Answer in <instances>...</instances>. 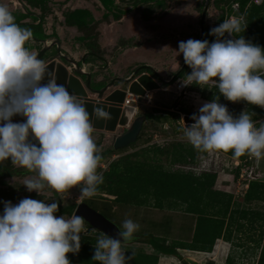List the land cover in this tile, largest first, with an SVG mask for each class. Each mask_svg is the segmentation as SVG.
I'll return each mask as SVG.
<instances>
[{
    "label": "rangeland",
    "instance_id": "obj_1",
    "mask_svg": "<svg viewBox=\"0 0 264 264\" xmlns=\"http://www.w3.org/2000/svg\"><path fill=\"white\" fill-rule=\"evenodd\" d=\"M230 1L232 0L208 1L203 14L204 34L223 20L234 17L233 14H229V7L232 11H237L238 7L232 8L234 3L229 6ZM250 2L254 3L252 0ZM0 4L9 7L18 25L31 29L33 35L26 44L29 51L36 54L41 48L47 47L42 58L45 63L58 51V55L64 56L65 59L55 57V60L82 84L88 80L90 85L100 88L111 83L112 85L103 92L104 97L112 89H127L129 86L127 81L132 79L136 68L142 65L150 67L161 79L170 80L184 61L182 54L178 53V42L190 38L199 40L200 17L205 0H0ZM56 40L57 51L50 47ZM74 64L79 67L81 73L74 72ZM190 71L188 67L182 78L163 86L155 79L156 77L147 73L157 82L158 87L136 98L132 104L136 108L135 114L128 126H117L113 131L93 129V139L102 155L98 171L106 172L109 164L119 159H127L129 162L142 161L158 166L163 171L188 174L195 178H199L203 173L214 174L212 189L233 197L231 209L264 213V203L258 201L246 203L243 200L245 189L241 180L238 181L243 172L247 182L250 180L264 182V157L255 159V168H252L251 163L250 166L244 162L239 163L223 152L198 151L184 138L183 129L185 125L190 124L184 123L181 116L198 115L200 106L209 102L204 97L210 95L211 87H214L203 85L200 86L202 89L191 85L178 88L181 80L186 78ZM124 79L127 81H123ZM86 95L91 98L97 96L89 91ZM211 95L213 97L214 94ZM224 105L234 117L239 116L242 111H248V106L239 102H226ZM260 109L264 112V108ZM178 110L184 112L180 113ZM248 113L251 117L255 116L250 111ZM148 114L157 117L158 120L145 118ZM136 117L140 122L133 140L124 146L114 147V140L128 129ZM12 119L13 122L23 121V118L19 117ZM255 119L257 120L253 121L257 126L264 117L256 116ZM156 147L160 148V154L153 150ZM236 168H239L238 178H234ZM32 175L33 173L24 168L12 165L10 161L0 162V213L3 212L5 201L16 204L25 197L43 199L46 202L56 200L60 208L84 202L100 213L102 210L99 204L90 201L111 202L115 199L114 195L100 191L92 197L80 200L77 199L79 192L75 188L65 193L44 190L39 196L34 191H27L23 186L24 180L31 178ZM105 183L104 181L103 186ZM191 202L203 206V201H200L199 197ZM154 206L152 197L148 198L143 209H150L151 215L145 211L138 213L139 220L136 221L139 225L138 230L147 226L150 218L160 219L162 222L166 218L164 215L168 214L172 217V228L171 237L165 242L166 245L176 246L178 256L156 252L146 243L137 241L143 239L137 235L133 236L130 242L122 244L124 251L155 255L158 258L157 264L257 263L259 254L257 243L261 244L264 238V227L260 238L262 220L254 219L251 223L242 220L239 231L236 224L231 225L230 240L217 239L212 251L207 253L184 249L179 245L185 242L183 232L188 230L186 227L191 223V219H195L191 214H186V203L168 199L162 204V210ZM205 210L213 212L209 208ZM124 215L120 209L116 216L108 218L118 229H122V222L126 219ZM82 234L95 235L87 229Z\"/></svg>",
    "mask_w": 264,
    "mask_h": 264
},
{
    "label": "clouds",
    "instance_id": "obj_2",
    "mask_svg": "<svg viewBox=\"0 0 264 264\" xmlns=\"http://www.w3.org/2000/svg\"><path fill=\"white\" fill-rule=\"evenodd\" d=\"M241 31L242 18L229 17L210 29L209 35L216 37L211 43L191 38L178 42V53L191 69L181 86L214 85L229 102L264 108V49L233 35ZM226 33L236 38H225ZM32 35L0 4V162L33 173L23 186L39 196L44 190L65 193L75 188L77 199L92 197L104 179L98 171L102 155L92 135L93 118L111 115L106 106L96 105L90 116L86 100L58 83L54 72L26 47ZM14 116L24 119L13 122ZM191 119L183 136L194 149L230 152L233 158L264 157V122L257 127L248 111L234 117L215 96ZM58 207L56 200L30 197L16 204L5 201L0 264H71L68 254L80 251L85 221L80 215H56ZM138 228L132 219H124L116 237L97 239L92 260L128 264L131 256L125 255L122 244L130 242Z\"/></svg>",
    "mask_w": 264,
    "mask_h": 264
},
{
    "label": "trees",
    "instance_id": "obj_3",
    "mask_svg": "<svg viewBox=\"0 0 264 264\" xmlns=\"http://www.w3.org/2000/svg\"><path fill=\"white\" fill-rule=\"evenodd\" d=\"M250 1L251 0L230 1L229 6L232 3H237L238 8L237 11H232L229 7V14H233L234 17L242 18V31L240 33H234L233 35H243L246 41H251L253 44L259 45L264 49V1L260 5H256ZM209 32L210 31H206V34L203 33L202 40L206 39L211 43L216 37L209 35ZM233 38L235 39L236 37ZM187 68L188 66L185 64L183 69L174 77L173 81L182 78ZM134 72H136L135 74L139 73L136 76L144 72L152 76L155 75L154 71L145 65L139 66ZM211 92V94H214L213 97H211V94L204 97L207 101H211L215 96H219L220 103L224 104L229 102L224 99L222 95H219L218 89L215 86L211 87ZM239 103L248 106V111L255 115L252 117L253 120H257L255 119L256 116L264 117V112L261 111L260 107L249 105L244 101H240ZM178 112L181 113L184 111L178 110ZM145 118L158 120L157 117H152L151 114H148ZM262 122H264V120ZM258 126H260V124L257 125V127ZM153 150L158 154L161 153L158 147ZM224 154L233 158L230 152ZM234 159L250 166L249 156L247 155ZM102 174L104 178L103 183L104 181L106 183L105 186H103V183L99 185L97 192L105 191L107 194L114 195L115 199L111 202L90 201V203L99 204L102 214L107 218L109 216H116L121 209L123 210V214H125V218H130L136 222L139 220V216L137 215L138 213L140 214V211H145L147 214H150V209H143L150 197H152L155 202L154 207L159 210H162V204L168 199L173 201L181 200L186 203V214H191L195 219H191V223L186 227L188 230L183 232L185 235L183 238L186 240L179 245L181 247L183 246L182 248L184 249L189 248L190 250L209 253L212 251L214 242L217 239L221 238L223 241H229V227L236 224V229L239 231L242 227V220H246V223H251L254 219L262 220V225H260V238H262L264 213H254L247 209H231L233 197L228 193L212 189V183L215 179L214 174L203 173L199 178H195L188 174L163 171L159 169L158 166L147 164L142 161L129 162L127 159H119L109 164L108 171ZM238 176L239 168H236L234 178H238ZM196 197H199L200 201H203L202 207H200L201 205L199 203L191 202L194 201ZM243 198L246 203L250 201L264 203V182L250 180L247 183ZM75 206V204H70L63 208L58 207L56 215L72 216ZM205 208L212 209L213 212H208ZM142 215L144 214L142 213ZM164 217L166 218L163 219L162 222L159 221L160 219L155 220L154 218H150L151 221L148 225L137 230L134 236L137 235L143 238L137 241L146 243L160 254L178 256L175 250L176 246L166 245L165 240L171 237L172 217L168 214H165ZM86 229L87 231L94 232L95 235L87 236L81 233L80 251L75 255L71 253L68 254V259L71 264H98V262L92 260V256L95 251L94 246L96 241L99 237L103 236V234L92 230L87 223H85V230ZM186 241L190 242L189 245H186ZM257 249H259V254L256 264H264V238L261 244L259 242L257 243ZM125 252L126 256H131L128 264L158 263V258L155 255L143 254L137 251ZM183 264L187 263L183 262Z\"/></svg>",
    "mask_w": 264,
    "mask_h": 264
},
{
    "label": "water",
    "instance_id": "obj_4",
    "mask_svg": "<svg viewBox=\"0 0 264 264\" xmlns=\"http://www.w3.org/2000/svg\"><path fill=\"white\" fill-rule=\"evenodd\" d=\"M208 1L209 0H205L204 9H203L202 15L200 17V36H199V40H202L203 33H204L203 32L204 31L203 30V14L205 12V9L207 8ZM225 38L234 39L232 36H229L227 33H226ZM55 42H56L57 47H58V41L56 40ZM46 50H47V47L41 48L36 53L37 57L40 58L45 53ZM59 56L62 57L63 59H65L64 56H61V55H59ZM54 60H55V57H51L48 60V62H46L45 64H51L52 62H54ZM74 65H75V68H74L75 72L76 73H81V70L79 69V67L76 64H74ZM184 65H185V63L183 61V63L181 65V67L179 68V70H177L176 73H174V75L168 81H165V80L161 79V77H159L156 74V77H157L158 81H160V84L163 86L166 83H169V82L173 81L174 77L178 74V72L180 70L183 69ZM134 73H136V72H134ZM134 73H133V75H135ZM70 79L74 80L75 81V85H76L75 91H73L72 93H76V94L82 96L86 100L87 105H89V104H91V105L92 104L93 105H108L109 108L112 107L113 109H117V108H119L121 106V104L108 103V102H106L103 99V92L107 89V87L112 85L111 83H109L108 85H105L101 89L95 91V90L90 88L89 81H87L85 83V86H84L81 83V81L76 76H74L71 73L67 74V70H64L63 76H61V78H60V82L63 81L62 84L65 85L68 88V83H69ZM85 87H88L89 91L94 92L97 96L95 98L88 97L86 95L87 91L85 90ZM157 87H158V84H157ZM69 92H71V91H69ZM121 97L122 98L125 97V93L122 94ZM123 108H124V116L121 119L118 118V120L116 122L118 124L123 125V126L126 127V126H128L129 122L132 120V118H133V116L135 114V109L136 108H135V106H132V105H128V106L126 105ZM118 117H119V115H118ZM181 119H182V121L184 123H188V124H192L194 122L191 119V116L186 115V114H183L181 116ZM98 121H99L100 124H102L101 127H104V128L109 127L110 131L115 129V124H116L115 122H114V125L112 124L113 127L108 126V124L110 123L109 119L102 118L101 120H98ZM95 122H97V120ZM135 131H132L131 125H130L128 127V129L123 134L119 135L114 140V145L115 146L116 145H124V144H127L128 142L132 141L134 136L136 135ZM249 160H250V163H251V167L255 168V158L249 157ZM74 214L82 216L84 218L85 223H87L91 227L92 230L100 232L103 235L107 234L109 236L116 237V235H117V233L119 231L118 227L113 222H111L102 213H100L97 210H95L92 207H90L87 203L81 202V203L76 204L72 215H74Z\"/></svg>",
    "mask_w": 264,
    "mask_h": 264
},
{
    "label": "bare ground",
    "instance_id": "obj_5",
    "mask_svg": "<svg viewBox=\"0 0 264 264\" xmlns=\"http://www.w3.org/2000/svg\"><path fill=\"white\" fill-rule=\"evenodd\" d=\"M49 67V70H52L55 74L56 80L58 83L62 84V82H60V78L61 76H63L65 67L58 61V60H54V62H52L51 64H46ZM68 74V71H67ZM135 77V76H134ZM132 77V79L128 82L129 86L127 88V90H121V89H112L111 91H109L104 97L103 99L108 102V103H115V104H121V106L117 109H113L112 107H108V105H102V106H106L107 110L109 111L111 118L109 119V124L108 126L113 127L114 122L115 124V128L117 126H122L125 127L123 125L118 124L116 121L119 119H121L124 116V108L126 106L125 104V97H121L122 94H128L130 97L133 98V100H135L137 97H140L139 95L146 93L148 91H151L153 89H155L157 87V83L155 82V80L153 78H151L147 73L145 74H141L136 76L135 78ZM182 86L179 85L178 88H181ZM76 85H75V81L70 79L69 83H68V90L73 92L75 91ZM122 98V99H121ZM122 101V102H121ZM96 105H86L90 116L92 113V107H95ZM128 106V105H127ZM119 115V117H118ZM15 118H23L21 116H14ZM24 119V118H23ZM95 117L93 118V126H94V130H103V131H110V128H104L101 127L102 124L99 123V121L97 120V122H95ZM113 124V125H112ZM113 131V130H111Z\"/></svg>",
    "mask_w": 264,
    "mask_h": 264
},
{
    "label": "flooded vegetation",
    "instance_id": "obj_6",
    "mask_svg": "<svg viewBox=\"0 0 264 264\" xmlns=\"http://www.w3.org/2000/svg\"><path fill=\"white\" fill-rule=\"evenodd\" d=\"M50 47H54L55 49L57 48V44H56V42L54 41V43H51L50 44ZM56 51H57V49H56ZM57 54H55L54 56H52V57H59V59H61L60 58V56L58 55V51L56 52ZM45 54V53H44ZM44 54L39 58V59H42V58H44L43 56H44ZM58 55V56H57ZM49 58H51V57H49ZM67 60V59H66ZM75 72V71H74ZM144 73H146V72H144ZM134 76H136V74L135 75H132V77H134ZM156 75H153V77H155ZM88 80H86L85 82H84V86H85V83L87 82ZM123 81H127V80H123ZM129 81H127V83H128ZM127 86V84L125 85V87ZM104 87V86H103ZM90 88L91 89H93V90H99V89H101L102 87H100V88H97V87H95V85H90ZM85 90L86 91H89V88L88 87H85ZM89 93H92L93 95L95 94L94 92H91V91H89ZM139 122H140V119L138 118V117H136L133 121H132V123H131V129H132V131H135V130H137V128H138V125H139ZM125 132V131H124ZM123 132V133H124ZM136 132V131H135ZM122 133V134H123ZM124 145H126V144H124ZM124 145H114V143H113V146L114 147H120V146H124Z\"/></svg>",
    "mask_w": 264,
    "mask_h": 264
},
{
    "label": "built area",
    "instance_id": "obj_7",
    "mask_svg": "<svg viewBox=\"0 0 264 264\" xmlns=\"http://www.w3.org/2000/svg\"><path fill=\"white\" fill-rule=\"evenodd\" d=\"M253 2H254V4H256V5H260L264 0H252ZM235 7H238V4L237 3H234L233 5H232V8H235ZM183 87V86H182ZM138 98V97H137ZM135 101H136V99L135 100H133V98L132 97H130L128 94H125V104L126 105H132V104H134L135 103ZM246 174V173H245ZM244 173L242 172L241 174H240V177L238 178V181H240L241 180V182H242V185H243V188L245 189L246 187H247V184H246V178H244Z\"/></svg>",
    "mask_w": 264,
    "mask_h": 264
},
{
    "label": "crops",
    "instance_id": "obj_8",
    "mask_svg": "<svg viewBox=\"0 0 264 264\" xmlns=\"http://www.w3.org/2000/svg\"><path fill=\"white\" fill-rule=\"evenodd\" d=\"M22 23H25V22H22ZM179 70V69H178ZM176 73V72H175ZM156 75V74H155ZM156 77V76H155ZM155 79H157V77L155 78ZM158 80V79H157ZM160 82V81H159ZM157 83V82H156ZM127 90V89H126ZM163 255V254H162ZM161 258L162 257H160V261H161Z\"/></svg>",
    "mask_w": 264,
    "mask_h": 264
}]
</instances>
